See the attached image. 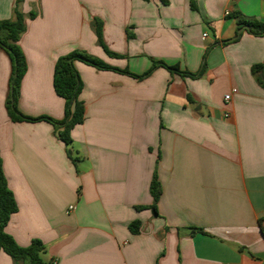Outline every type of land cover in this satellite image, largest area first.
I'll return each mask as SVG.
<instances>
[{
    "label": "crops",
    "instance_id": "obj_1",
    "mask_svg": "<svg viewBox=\"0 0 264 264\" xmlns=\"http://www.w3.org/2000/svg\"><path fill=\"white\" fill-rule=\"evenodd\" d=\"M14 4L0 0V20ZM20 4L36 13L18 41L24 115L63 118L53 67L75 49L134 75L153 61L203 72L192 79L157 66L139 79L75 61L84 119L66 147L50 122L10 120L12 65L0 50V158L17 204L5 230L15 242L40 240L55 264H264V88L251 73L264 64V35L232 17L264 23V0ZM95 21L118 57L97 42ZM0 264L15 263L1 251Z\"/></svg>",
    "mask_w": 264,
    "mask_h": 264
},
{
    "label": "trees",
    "instance_id": "obj_2",
    "mask_svg": "<svg viewBox=\"0 0 264 264\" xmlns=\"http://www.w3.org/2000/svg\"><path fill=\"white\" fill-rule=\"evenodd\" d=\"M22 0H15L13 8V17L11 19L0 20V50L8 55L12 69L9 77V94L5 102L7 114L11 121H40L44 120L52 123L58 128V138L67 146L72 142L70 132L75 125L82 123L84 119V105L78 99L81 91L82 83L78 72L74 66L75 61L99 68L111 69L121 73H126L136 78H144L148 76L157 66L165 67L170 71L189 77L192 79L202 75L203 69L197 72L181 71L176 66H169L161 61H153L149 70L141 75H134L126 69H117L107 65L101 59L80 49H75L63 56H59L53 67L52 87L54 93L64 101V116L61 120H54L49 116H27L17 109V99L19 96V88L21 79L26 71V60L22 50L18 45V41L22 33L26 29V20L33 19L35 12L30 11L24 14L20 11L19 5ZM230 15V14H229ZM236 19L239 27L247 26V31L255 36L264 35V23L252 18H243L239 14H232ZM94 32L97 42L105 50L108 56L118 57L119 55L112 53L106 49L101 39V23L94 22ZM264 64H255L251 68V73L255 77L256 82L264 88ZM150 194L153 199L152 209L155 211V205L160 194V186L154 175L150 182ZM17 211V204L14 196L7 186L6 178L2 169V161L0 158V252L7 254L15 264H55L52 258H46V247L38 239L31 240L30 244L22 247L19 246L10 234L5 230L10 216ZM139 221H133L129 224L131 232H137ZM192 231H200L201 229H193Z\"/></svg>",
    "mask_w": 264,
    "mask_h": 264
},
{
    "label": "built area",
    "instance_id": "obj_3",
    "mask_svg": "<svg viewBox=\"0 0 264 264\" xmlns=\"http://www.w3.org/2000/svg\"><path fill=\"white\" fill-rule=\"evenodd\" d=\"M229 14H230V11L227 10V11L225 12V15H229ZM203 36H206V34H203ZM234 92H236V90H235V89H232L231 92H230L229 94H227V95L224 96V100H225V101H228V100L230 99L231 94L234 93ZM74 208H75L74 205H69V206L67 207L66 212L73 211Z\"/></svg>",
    "mask_w": 264,
    "mask_h": 264
},
{
    "label": "water",
    "instance_id": "obj_4",
    "mask_svg": "<svg viewBox=\"0 0 264 264\" xmlns=\"http://www.w3.org/2000/svg\"><path fill=\"white\" fill-rule=\"evenodd\" d=\"M244 29H248V27L247 26H244Z\"/></svg>",
    "mask_w": 264,
    "mask_h": 264
},
{
    "label": "rangeland",
    "instance_id": "obj_5",
    "mask_svg": "<svg viewBox=\"0 0 264 264\" xmlns=\"http://www.w3.org/2000/svg\"><path fill=\"white\" fill-rule=\"evenodd\" d=\"M19 7H21V4L19 5Z\"/></svg>",
    "mask_w": 264,
    "mask_h": 264
}]
</instances>
